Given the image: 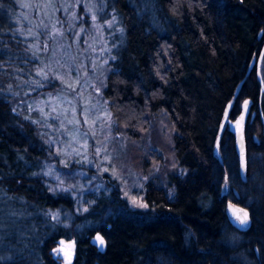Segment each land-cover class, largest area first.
Instances as JSON below:
<instances>
[{
    "label": "trees",
    "instance_id": "obj_1",
    "mask_svg": "<svg viewBox=\"0 0 264 264\" xmlns=\"http://www.w3.org/2000/svg\"><path fill=\"white\" fill-rule=\"evenodd\" d=\"M99 2L123 36L103 95L134 163L148 173L147 207L132 206L108 179L80 201L49 186L43 172L30 174L29 162L43 164L51 145L34 115L15 106L41 90L12 89L20 88L18 64L34 74L37 62L17 28L18 0H0V189L15 210L10 218L0 211V264H63L54 249L70 239L67 264H264V54L260 70L255 63L249 71L264 48V0ZM248 99L244 178L235 122ZM159 126L170 132L177 162L170 186L149 174L165 147L143 136L157 137ZM230 201L248 209V227L230 217Z\"/></svg>",
    "mask_w": 264,
    "mask_h": 264
},
{
    "label": "rangeland",
    "instance_id": "obj_2",
    "mask_svg": "<svg viewBox=\"0 0 264 264\" xmlns=\"http://www.w3.org/2000/svg\"><path fill=\"white\" fill-rule=\"evenodd\" d=\"M99 1L18 0L21 18L17 28L26 37L37 63L34 74L18 64L20 88L12 87V91L17 96L21 90L41 91L36 99L26 95L15 107L34 115L51 145L43 164L37 160L36 164L28 163L33 165L30 174L43 172L49 186L57 192H69L80 201L86 191L104 187L108 179L132 206L143 207L147 205L144 189L148 173L134 163L127 137L116 130L103 95L104 80L111 68L109 60L123 36L115 17L104 12ZM50 82L52 85L43 94L42 88ZM164 127L159 126L157 137L149 132L143 140L150 145L158 141L164 145L163 159L151 166L149 174L159 176L163 184L170 186L169 173L176 170L177 162L169 150L171 134ZM9 202V196L0 189V211L6 218L15 213ZM245 213L250 216L247 208ZM48 216L53 221L60 220L56 212ZM2 233L0 229V241ZM95 240L100 244L97 237ZM68 241L73 239L61 241L54 249L63 264L72 262L75 256Z\"/></svg>",
    "mask_w": 264,
    "mask_h": 264
},
{
    "label": "water",
    "instance_id": "obj_3",
    "mask_svg": "<svg viewBox=\"0 0 264 264\" xmlns=\"http://www.w3.org/2000/svg\"><path fill=\"white\" fill-rule=\"evenodd\" d=\"M263 54H264V48H263L262 54L260 56V62H261V59L263 58ZM254 61H255V59L253 60L249 71H251V69L253 68ZM250 104H251L250 99H248L244 102L243 113H242L240 119L235 122V124L238 123V148H239V152H240L242 174H243L244 178L246 177V148H245V139H244V124H245V120H246V117L248 114V109H249ZM231 106H232V103H230L228 105V108L225 112V116H224V119H223V122L221 125V129H220V134H219L217 142H216V154L219 155L220 158H222L221 153H220L221 133H222L224 126H225V123L228 119V114H229V110H230ZM228 210H229L230 217L236 221H239V225L241 227L246 228L250 225V223H251L250 217L246 215L245 207L230 201L228 203ZM241 221H244V222L242 223ZM68 243L72 246V248L75 247L74 241H68Z\"/></svg>",
    "mask_w": 264,
    "mask_h": 264
},
{
    "label": "flooded vegetation",
    "instance_id": "obj_4",
    "mask_svg": "<svg viewBox=\"0 0 264 264\" xmlns=\"http://www.w3.org/2000/svg\"><path fill=\"white\" fill-rule=\"evenodd\" d=\"M255 63H256V67L258 70H260L261 66H262V59H261V62H260V57L258 58V60L254 61V65L253 67H255ZM262 90H264V85H262ZM246 209V208H245ZM250 217V216H249ZM250 221H251V218H250Z\"/></svg>",
    "mask_w": 264,
    "mask_h": 264
},
{
    "label": "snow or ice",
    "instance_id": "obj_5",
    "mask_svg": "<svg viewBox=\"0 0 264 264\" xmlns=\"http://www.w3.org/2000/svg\"><path fill=\"white\" fill-rule=\"evenodd\" d=\"M133 202L135 203V200ZM141 206L147 207V205H141ZM241 222L243 223L244 221H241ZM97 240L100 242L101 245H103L104 241H103L102 237L97 236ZM61 243H63V242H61ZM57 251H59V250H57Z\"/></svg>",
    "mask_w": 264,
    "mask_h": 264
}]
</instances>
